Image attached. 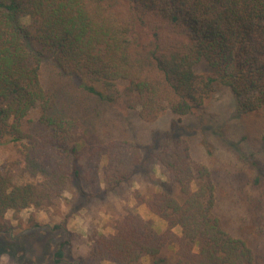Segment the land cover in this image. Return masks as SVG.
I'll list each match as a JSON object with an SVG mask.
<instances>
[{"label":"trees","instance_id":"trees-1","mask_svg":"<svg viewBox=\"0 0 264 264\" xmlns=\"http://www.w3.org/2000/svg\"><path fill=\"white\" fill-rule=\"evenodd\" d=\"M44 62L57 80H44ZM217 87L232 92L238 113L264 116V0H0V138L25 141L23 159L0 168V235L13 229L9 211L50 206L74 181L95 191L101 175L116 190L142 166L137 142L100 129V112L79 114L81 92L111 107L124 100L146 120L193 115ZM35 109L38 127L26 133ZM153 142L168 181L149 208L167 229L156 233L128 210L113 235L95 234L92 256L139 264L176 239L175 264H264L254 244L225 226L211 172L189 143L171 134ZM18 170L35 181L16 184Z\"/></svg>","mask_w":264,"mask_h":264},{"label":"rangeland","instance_id":"rangeland-1","mask_svg":"<svg viewBox=\"0 0 264 264\" xmlns=\"http://www.w3.org/2000/svg\"><path fill=\"white\" fill-rule=\"evenodd\" d=\"M200 68L204 71L203 66ZM43 78L58 79L49 62L43 64ZM116 89L121 93L124 85L119 84ZM80 103V115L98 117L99 112L104 115L96 118L101 123L100 129L137 142L142 147L144 162L135 177L116 190H108L101 175L95 191L89 192L81 181H74L50 206L9 211L6 218L13 229L10 235H0V264H114L92 256L95 234L113 235L116 222L128 210L139 213L156 233L164 232L167 223L149 208L161 190L160 184L168 181L167 173L151 155L156 148L154 138L159 134L182 137L189 143L193 160L211 172L217 186V213L225 226L234 235L248 239L258 254L264 256L263 115L238 113L235 96L224 87H217L195 114L183 118L161 112L154 119L143 120L140 110H130L124 100L111 107L82 92ZM40 115L37 109L30 113L24 122L26 133L37 129ZM79 131L78 137L82 139L79 144H82L86 128ZM22 143L25 141L17 143L10 137L0 138V168L23 159ZM81 158L83 167L88 158L86 150ZM105 164L104 161L102 166ZM15 174L16 184L35 181L23 172ZM173 231L181 235L180 227ZM63 242L66 243L61 248ZM59 249L63 258L58 260ZM176 261L175 239L157 258L145 257L139 264H175Z\"/></svg>","mask_w":264,"mask_h":264}]
</instances>
